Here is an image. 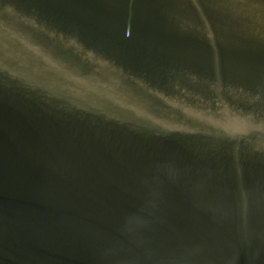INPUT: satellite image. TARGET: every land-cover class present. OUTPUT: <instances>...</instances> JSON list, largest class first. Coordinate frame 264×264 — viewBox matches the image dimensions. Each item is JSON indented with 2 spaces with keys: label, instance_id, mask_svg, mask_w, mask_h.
Returning a JSON list of instances; mask_svg holds the SVG:
<instances>
[{
  "label": "water",
  "instance_id": "1",
  "mask_svg": "<svg viewBox=\"0 0 264 264\" xmlns=\"http://www.w3.org/2000/svg\"><path fill=\"white\" fill-rule=\"evenodd\" d=\"M0 264H264V0H0Z\"/></svg>",
  "mask_w": 264,
  "mask_h": 264
}]
</instances>
